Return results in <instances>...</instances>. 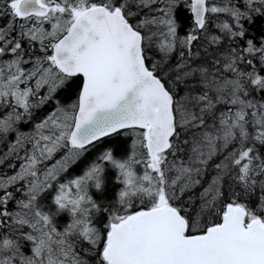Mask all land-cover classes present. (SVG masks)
Returning <instances> with one entry per match:
<instances>
[{
  "label": "snow or ice",
  "instance_id": "1",
  "mask_svg": "<svg viewBox=\"0 0 264 264\" xmlns=\"http://www.w3.org/2000/svg\"><path fill=\"white\" fill-rule=\"evenodd\" d=\"M0 264H264V0H0Z\"/></svg>",
  "mask_w": 264,
  "mask_h": 264
}]
</instances>
